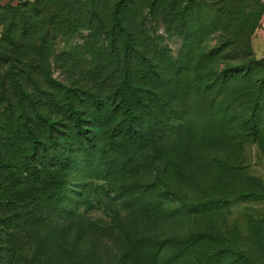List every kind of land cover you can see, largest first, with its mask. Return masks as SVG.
Listing matches in <instances>:
<instances>
[{
	"label": "trees",
	"instance_id": "1",
	"mask_svg": "<svg viewBox=\"0 0 264 264\" xmlns=\"http://www.w3.org/2000/svg\"><path fill=\"white\" fill-rule=\"evenodd\" d=\"M236 3L224 2L218 16L204 15L205 4L198 0H34L3 9L0 181L7 196H0V264L26 257L24 246L34 232L22 235V225H53L54 216L75 215L81 204L94 209L99 197L91 192L92 185L83 192L88 178L134 195L126 216L117 211L115 220L132 221L135 228L129 225L137 231L145 222L144 231L128 234L129 250L139 253L136 264H264V219L252 227L254 243L248 247L229 242L212 226L166 239L155 237L148 227L152 218L167 213L172 200L178 202L172 215L188 210L213 216L229 203L222 197L187 202L171 191L169 175L178 161L171 146L196 124L180 105L188 100L194 111L208 117L212 130L229 140L264 144V79L255 80L252 74V66L264 65V60L255 59L250 40L264 4L256 0L260 12L251 25L249 18L234 22V14L243 15ZM146 16L179 27L185 34L183 53L173 58L166 46L150 38ZM223 21L231 36L218 42L221 48L205 52L202 44L211 28ZM80 32L101 43L93 87L86 93L52 79L43 56L47 43L70 41ZM22 57L28 61L25 69L19 68ZM242 57L249 60L239 62ZM221 92L226 94L219 101ZM239 99L247 111L232 134ZM146 151L161 166L150 180L139 181L138 174L131 175L150 161ZM220 166L230 176L235 173L232 165ZM117 183L122 185L118 190L113 187ZM240 197L253 199L251 193ZM3 209L26 211L5 215ZM17 243L24 246L12 247Z\"/></svg>",
	"mask_w": 264,
	"mask_h": 264
},
{
	"label": "rangeland",
	"instance_id": "2",
	"mask_svg": "<svg viewBox=\"0 0 264 264\" xmlns=\"http://www.w3.org/2000/svg\"><path fill=\"white\" fill-rule=\"evenodd\" d=\"M33 1L0 0V15L8 5L17 6L19 3H32ZM226 1L228 0H198L200 4H205L204 15L211 13L214 16H218L216 12L225 5ZM235 1L237 3L234 7H243V15L234 14V22L236 23L240 17L242 19L249 18L248 22L252 25L260 12L259 6H256V0ZM146 20L150 38L158 45L166 46L173 58H177L183 53L185 34L180 31L179 27H169L160 20L156 21L148 16H146ZM224 23V21L218 23L216 29L211 28L212 33L202 44L205 52L221 48L217 46L218 42L220 43L225 38L229 39L231 36V31L225 29ZM2 35L3 25L0 19V39H2ZM99 46L101 47V43L89 40L86 32L78 33L70 41L57 39L55 43H47L43 56L48 64V71L52 79L70 88L81 89L86 93L93 87L90 80L96 73V68L98 69V58L101 54L96 51V48ZM227 52L228 48L221 50L220 54L225 55ZM252 52L254 54L253 49ZM241 55L245 56L244 53ZM254 57L259 60L255 54ZM243 60H249V57H242L239 62ZM25 62L28 61L22 57L19 68L25 69L26 66L23 64ZM3 68L4 74L8 67L5 65ZM252 74L255 76V80H263L264 65H253ZM25 82L24 87L29 90V82L26 79ZM40 88L46 89L44 85H41ZM223 92H221L219 101H222L226 94ZM174 104L177 106L176 103ZM79 106L80 110L84 109L82 103H79ZM180 106L184 111L189 112L188 114L194 116L193 122L196 124L187 130V134L181 141L171 146L175 147V150L177 149L178 158L169 175V178L171 176V191L178 193L187 202L222 197L227 198L229 203L226 206L227 209H222V211L214 213L213 216L190 213L188 210L172 215L175 206L178 205V202L172 200L167 208V213L161 219L160 217L151 219V224H148L149 232L159 239H166V236H186L191 232L198 231L201 227L212 226L229 242L248 247L254 243L252 227L264 219V144L241 143L242 141L237 139L229 140L218 131L212 130L208 123V117H202L200 111H194L188 100ZM235 107L237 112L235 113L236 121L231 125L232 134L240 129L238 122L245 117L247 111L241 99L237 100ZM178 108L181 111L180 107ZM1 111L2 104L0 105ZM3 149V144H1L0 150ZM146 156L150 161L144 162L140 166V172L136 167L134 170L138 173L132 174V178L138 174L136 178L139 181H148L152 178L154 171L161 166L158 158H153L152 152L146 151ZM5 157L10 158V155ZM220 164L232 165L235 168L233 176L224 173ZM77 180H79L78 176L73 179V182L77 183ZM121 183H117L113 187L118 190L122 186ZM84 184L86 186L83 188V192L91 184V192L93 194L95 192V195L99 197V201L93 203L94 209H91L92 206H84L80 202L81 206L75 215L59 217L56 215L52 222L53 225L46 224L40 228L22 225L23 231L19 228L22 235L31 232L34 234L27 245L17 243L12 246H24L27 250L26 257L16 264H40V262L46 264H136L139 253L129 250L128 234L134 231H144L145 222L137 231L134 229L132 221L129 224L131 223L134 228L128 222L124 224L115 220L117 211L121 212L122 217L126 216L132 206L134 195L129 191L124 195L117 193L105 183L91 178H88ZM108 188L110 189L109 193H107ZM248 193L253 196L252 200L241 199V195ZM0 196H4V198L7 196L5 190L1 188V181ZM3 210L7 215L9 213L16 214L17 209ZM43 210L45 214L49 213L45 208ZM25 211L23 209L18 212L25 213ZM134 236L131 235V238ZM1 249L4 250L6 247L3 246ZM33 254H36L37 257L36 261L31 263Z\"/></svg>",
	"mask_w": 264,
	"mask_h": 264
},
{
	"label": "crops",
	"instance_id": "3",
	"mask_svg": "<svg viewBox=\"0 0 264 264\" xmlns=\"http://www.w3.org/2000/svg\"><path fill=\"white\" fill-rule=\"evenodd\" d=\"M260 1L264 4V0ZM251 44L256 58L264 60V11L261 16L260 25L252 36Z\"/></svg>",
	"mask_w": 264,
	"mask_h": 264
}]
</instances>
